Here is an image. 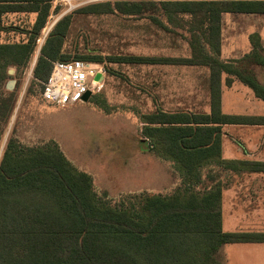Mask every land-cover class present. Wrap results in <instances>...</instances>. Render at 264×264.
Listing matches in <instances>:
<instances>
[{"label":"trees","instance_id":"16d2710c","mask_svg":"<svg viewBox=\"0 0 264 264\" xmlns=\"http://www.w3.org/2000/svg\"><path fill=\"white\" fill-rule=\"evenodd\" d=\"M54 1L0 0V29L23 36L21 41L0 42V90L8 94L2 103L10 114L15 92L6 89L9 70H24L33 62ZM8 14L35 18L27 27L4 26L2 18ZM224 14L264 15V0L96 2L64 15L52 27L32 70L33 78L41 84L56 61L101 64L106 72L124 79L109 67L111 63L204 65L211 70V112L172 114L159 110L142 117L143 140L155 155L175 164L181 184L167 196L133 195L122 208L101 202L92 177L76 169L55 142L27 149L11 138L0 161V264H224L223 246L264 243V233L223 231L224 187L217 180L221 172L206 170L223 167L239 174L264 173V162H229L221 157L223 125H264V117L228 116L221 111L223 73L239 79L264 101V86L255 72L257 67L264 68L261 37L250 35L251 50L242 58L223 61ZM94 15L147 19L170 33L183 30L189 38L180 35L192 56L105 55L91 47L86 29L76 31L69 42V31L71 26L74 30L79 17ZM161 17L169 25L162 23ZM80 35L86 38L83 48L77 44ZM227 83L231 85V80ZM2 135L0 126V142Z\"/></svg>","mask_w":264,"mask_h":264},{"label":"crops","instance_id":"0c3cea01","mask_svg":"<svg viewBox=\"0 0 264 264\" xmlns=\"http://www.w3.org/2000/svg\"><path fill=\"white\" fill-rule=\"evenodd\" d=\"M74 25V30L71 26L68 34L69 42L76 31L86 29L90 34L91 47L105 55L155 59H179L192 56L188 42L180 34L167 32L147 19L126 20L115 15H94L79 17ZM260 37L264 41V33ZM157 43L159 56H157L159 54L156 49ZM149 47L152 49V55H143L141 50L147 51ZM186 52H189L188 57L179 56ZM242 57L223 56L221 49V59L225 62ZM109 67L123 74L127 80L105 70L101 88L98 93L91 94L88 101L97 95L95 103H101L108 109L128 108L130 112L139 116L141 130L144 125L142 117L157 113L159 110L172 114L207 115L211 112V70L208 66L111 63ZM255 72L258 81L264 86V68L257 67ZM229 79L231 85L227 83ZM221 111L228 116L264 117V101L239 79L223 73ZM148 151L154 154L149 145ZM155 157L170 163L176 172L175 164L171 160L157 155ZM221 157L229 162H264V125H223ZM206 168V170L218 169L221 172V180L222 175H225L224 171L232 173L229 175L230 178L237 176L235 179L229 178L226 183L221 182L224 187L222 217L226 207L228 213L232 214L231 219L242 218L248 221L235 225L238 231L227 233H264V173L239 174L223 167ZM224 202H227L226 206ZM229 245L233 247L232 255L237 254L239 257L236 264H264V243ZM229 245L221 248L224 264H229L226 249Z\"/></svg>","mask_w":264,"mask_h":264},{"label":"rangeland","instance_id":"374dc122","mask_svg":"<svg viewBox=\"0 0 264 264\" xmlns=\"http://www.w3.org/2000/svg\"><path fill=\"white\" fill-rule=\"evenodd\" d=\"M105 1L141 0H55L45 28L53 23L55 25L64 15L81 7ZM57 8L59 12H56ZM34 18L26 14H8L3 16L2 21L4 26L27 27ZM160 20L169 25L164 17ZM45 28L40 39L43 38ZM177 30L189 38L187 32ZM255 33L263 35L264 15L224 14L222 55L242 57L249 53L250 35ZM22 37L19 33L0 29V42H17L21 41ZM45 38L40 42L38 40V50L28 68L18 71L12 68L13 74L9 73L8 80H15L14 89L7 90L15 92V104L11 114L2 103L8 99V94L0 90V126L3 131L0 161L11 138L16 139L21 147L27 149L46 147L55 142L76 169L92 177L94 190L103 203L122 208L129 204V199L133 195L172 194L181 184L180 176L174 172L170 163L159 160L148 151V144L142 141L138 115L130 112L128 108L108 109L101 103H95L97 95H94L91 101L65 107L53 105L42 99V82L33 78L32 70ZM85 41L86 38L80 35L77 40L79 48H83ZM261 43L264 47V41L261 40ZM156 49L159 53L158 43ZM141 53L152 55V49L149 47L147 51L141 50ZM71 54L76 55L74 52ZM159 55L160 53L157 56ZM179 56L188 57L189 52ZM5 114H8L7 118ZM223 173L225 174L222 175L223 179L217 180L226 183L232 173L229 171ZM236 177L231 176L230 179ZM201 187L202 185L199 189ZM224 203L226 206L227 202ZM231 215L225 207L224 232L238 231L235 225L248 221L242 218L231 219ZM232 248L230 245L226 248L229 264H236L239 257L237 254L232 255L234 253Z\"/></svg>","mask_w":264,"mask_h":264},{"label":"built area","instance_id":"2783aa9c","mask_svg":"<svg viewBox=\"0 0 264 264\" xmlns=\"http://www.w3.org/2000/svg\"><path fill=\"white\" fill-rule=\"evenodd\" d=\"M53 25L45 28L39 42L48 35ZM104 73L105 67L101 64L80 60L56 61L48 79L42 84V99L60 107L83 102L86 93L95 94L99 91L102 83L96 80V76H103Z\"/></svg>","mask_w":264,"mask_h":264},{"label":"water","instance_id":"95a60500","mask_svg":"<svg viewBox=\"0 0 264 264\" xmlns=\"http://www.w3.org/2000/svg\"><path fill=\"white\" fill-rule=\"evenodd\" d=\"M13 72H14L13 69H11V70L9 71L10 74H13ZM102 77H103V76H102L101 74H98V75L96 76V80H100V81H102ZM14 86H15V80H9V81L6 83V89L9 90V91H12V90L14 89ZM90 96H91V93H90V92L86 93V94L84 95L83 100H84L85 102H87V101L89 100Z\"/></svg>","mask_w":264,"mask_h":264}]
</instances>
